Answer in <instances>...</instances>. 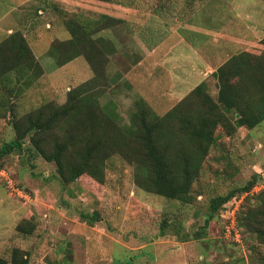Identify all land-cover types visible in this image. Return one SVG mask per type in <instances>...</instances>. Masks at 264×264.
I'll use <instances>...</instances> for the list:
<instances>
[{"label": "rangeland", "instance_id": "rangeland-1", "mask_svg": "<svg viewBox=\"0 0 264 264\" xmlns=\"http://www.w3.org/2000/svg\"><path fill=\"white\" fill-rule=\"evenodd\" d=\"M204 4L214 15L210 20L203 16ZM33 5L23 8V13L33 11L34 19L26 21L23 31L43 70L38 75L32 69L12 85H0V148L16 136L15 117L49 102L63 104L69 90L94 76L83 55L57 66L49 53L54 40L71 37L68 18H122L95 35L107 45L108 82L99 80L107 86L99 101L114 113L111 137L117 143L131 127L137 98L159 115L202 82L216 98L219 86L213 72L219 65L243 50L264 52V0H49L43 6L34 0ZM211 23L215 29L226 24L239 34L237 46L232 49L223 37H204ZM216 46L224 55L215 52ZM6 98L13 115L4 107ZM103 111L99 115H107ZM216 135L192 184L190 202L142 188L135 179L137 165L119 152L105 160L103 181L86 172L67 182L57 164L26 139L22 149L0 156V170H5L0 173V256L10 260L17 247L28 253L30 264H262L264 243L239 225L238 218L230 233L220 210L208 223L206 219L215 196L255 175L264 181V121L251 129L240 127L233 136L219 125ZM248 195L238 217L258 204ZM29 220L36 226L33 233L17 229Z\"/></svg>", "mask_w": 264, "mask_h": 264}, {"label": "trees", "instance_id": "trees-1", "mask_svg": "<svg viewBox=\"0 0 264 264\" xmlns=\"http://www.w3.org/2000/svg\"><path fill=\"white\" fill-rule=\"evenodd\" d=\"M118 21L122 18L110 14H102L96 21L65 20L71 37L54 40L50 55L57 66L83 55L94 76L69 90L63 104L49 102L13 117L16 136L0 148V156L22 149L29 139L39 153L57 164L65 181H74L86 172L103 181L105 160L119 152L137 165L135 179L142 188L190 202L192 184L200 177L204 160L217 141V127L222 125L226 135L233 136L240 127L251 129L264 121V52L243 50L219 65L213 72L219 86L216 98L202 82L164 115L157 114L144 98H137L131 127L125 140L117 143L111 137V114L114 113L99 101L107 87L99 80L103 78L108 82L107 45L101 36L95 35ZM99 41L103 42V47L98 45ZM261 42L264 43V38ZM40 65L23 30H16L0 41V85L10 86L12 80L16 81L32 69L41 75ZM9 99L6 98L4 107L13 115V105H6ZM103 110L107 115H99ZM258 177L255 175L245 185L212 198L206 222L219 210L222 215L229 202L246 193L243 204L251 193L258 204L244 208L237 216L238 223L264 243V189L257 194L251 191L259 182ZM96 214H84V217L94 220ZM35 228L31 220L17 226L27 234L33 233ZM0 264H30V258L25 250L16 247L10 260L0 256Z\"/></svg>", "mask_w": 264, "mask_h": 264}, {"label": "crops", "instance_id": "crops-1", "mask_svg": "<svg viewBox=\"0 0 264 264\" xmlns=\"http://www.w3.org/2000/svg\"><path fill=\"white\" fill-rule=\"evenodd\" d=\"M11 1L12 0H3V2H2V0H0V41L16 30H19V29L24 30V28H25L24 26H26L25 23H27L26 22L27 20H29L32 23L34 22L33 11L30 12L29 14L26 11H25V13H23L24 7H29V9H30V8H32V6H34L33 5L34 0H13L14 1L13 7H10L12 5ZM39 2L41 3L42 6L44 4H49V0H39ZM209 2L210 1H208L206 3H209ZM205 4L203 5V7L205 6ZM4 6L5 7L9 6L11 8L10 11L9 10L3 11ZM38 6H39V4L36 5V7H38ZM39 11H42V9ZM202 11H203V16L206 19L210 20L214 17L212 12L209 9H207L206 7H204V9ZM184 22L185 21H181V23H184ZM185 23H189V22H185ZM19 24L22 27H19L18 26ZM225 25L217 27V29L212 28V26H213L212 23H211V25L210 24L206 25L207 26V32L203 33L204 37H207V36L209 37V35L213 36V37L210 36L211 38L223 37L224 41L225 42L227 41V43L232 46V49H234L237 46L236 43L239 41V38H240L239 34L234 33L231 28L226 27ZM231 27L233 28L234 25H231ZM192 31L195 32V30H192ZM220 34H221V36H220ZM25 35H26V33H25ZM215 35H217V36H215ZM216 47H217V50L215 52H219L218 49L220 47L219 46H216ZM224 47H225V44H224ZM215 52H213L214 55H216ZM219 53L224 55V50H221Z\"/></svg>", "mask_w": 264, "mask_h": 264}, {"label": "built area", "instance_id": "built-area-1", "mask_svg": "<svg viewBox=\"0 0 264 264\" xmlns=\"http://www.w3.org/2000/svg\"><path fill=\"white\" fill-rule=\"evenodd\" d=\"M5 172V170H0V173L3 174ZM264 189V181L263 182H258L253 188H252V192H255L254 190L256 191H260ZM245 194L243 195H240V199H241V202L239 203H236L237 201V197L233 200V202H229V204L227 205V207L225 208V210L223 211L222 213V216L226 219L225 222L228 223L226 224V229L228 230V232L230 233L231 232V229H235V226H236V219H237V212L238 210L240 209L241 207V204L245 198ZM238 197V198H239ZM239 199V200H240ZM236 207V208H235ZM238 237V236H237Z\"/></svg>", "mask_w": 264, "mask_h": 264}]
</instances>
